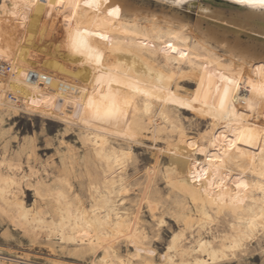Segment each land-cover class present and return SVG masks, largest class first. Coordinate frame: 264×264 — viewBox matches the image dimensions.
<instances>
[{"label":"snow or ice","instance_id":"1","mask_svg":"<svg viewBox=\"0 0 264 264\" xmlns=\"http://www.w3.org/2000/svg\"><path fill=\"white\" fill-rule=\"evenodd\" d=\"M41 2L33 0V6L38 7ZM86 3L95 9L88 16H82L80 0H57L55 5L48 4L41 10L49 12L48 20L57 17L52 25L53 40L69 56L80 59L85 70L75 81L80 88L66 92L68 99L40 92L23 106L0 107V131L3 132L0 151L7 157L11 148L19 146L23 149L19 152L21 160L28 155L31 165L33 156L42 158L57 147V142L63 143L62 137L76 125L82 108L95 110L89 120L82 122L91 126L98 124L101 134H107L114 127L124 151L108 156L103 151L97 152L101 160H107L108 168L103 189L92 186L91 190L103 191L104 195L92 210L97 219L86 225L87 230L76 228L72 235H67L63 228L53 224L41 228L40 235H36L35 230H28L15 217L7 213L0 215V264H50L40 257L54 249L59 253L61 247L65 255L78 257L80 253L71 250L76 244H90V251L70 264H177L178 260L179 264H185V258L187 264H264V196L259 195L264 194V87L257 92L254 86L256 81L264 82V49L256 52L233 38L228 37L221 43L224 37L205 34L202 36V41L207 42L205 50L214 42L216 48L203 59L193 57L184 48L173 46L193 28L192 22L170 12H129L120 0L111 3L86 0ZM236 3L264 14V0H236ZM155 4L157 9L178 10L184 6V0H155ZM16 7L15 3L8 4L5 0L0 10L7 16L8 9ZM211 11L205 9L206 13ZM134 14H146L154 26H159L161 35L174 38L173 43L161 41L159 52L169 57L166 62L161 61L162 70L158 74L147 72L160 81L167 79L169 87L134 83L126 74H113L109 69V85L120 80L124 83L115 91L111 87L105 91L104 77L97 73L104 71L102 59L108 53L91 47L89 38L110 45V37L105 32L108 21H112L110 26L115 29L116 19ZM243 28L245 24H238V30ZM66 34L68 41H65ZM142 47L152 49L153 44ZM112 51L119 57V47ZM189 65L192 69L189 74H176L179 68ZM169 66L175 70L171 75H167ZM133 68L137 66L134 64ZM137 70H143V66ZM0 79L6 77L0 76ZM172 85L177 86L175 93L171 92ZM242 88L251 90V96L247 91L242 94ZM127 89H132V94ZM81 92L83 97L75 99ZM73 106L76 112L69 120L65 113L71 112ZM209 117L213 121L211 125ZM177 134L181 137L177 152L156 143L169 135L175 140ZM201 144L205 146L200 147ZM196 153L208 160L205 162ZM56 155L54 152L48 158L45 169L53 167ZM158 157H161L160 163L154 164ZM164 163L169 165L167 170L163 168ZM5 166H10L7 160ZM257 167L262 179L259 184L249 183L247 174ZM141 169H146L149 176L159 169L169 181L174 175H180L185 199L173 204L163 198L157 200L150 192L142 195L143 185L133 187L125 179L130 173L143 175ZM117 174L119 183L115 179ZM32 175L37 181L44 178L37 171ZM109 175L113 177L110 185ZM61 184L67 182L61 181ZM171 186L174 185H168ZM70 189L68 184L64 190L51 192L46 198L60 204ZM250 195L257 198L249 200ZM177 241L185 243L178 246ZM37 246L41 251L35 257L20 255L34 252ZM101 251L102 257L98 255ZM51 264L68 262L53 258Z\"/></svg>","mask_w":264,"mask_h":264},{"label":"bare ground","instance_id":"2","mask_svg":"<svg viewBox=\"0 0 264 264\" xmlns=\"http://www.w3.org/2000/svg\"><path fill=\"white\" fill-rule=\"evenodd\" d=\"M147 1L150 0H120L126 11L156 10L162 14L170 12L172 15H178L182 19L192 22L194 26L192 29L187 30V33L182 38L173 43L174 38L161 35L159 26H154L146 14L122 16L116 19L115 29L110 26L112 21H108L109 26L105 28V32L110 37V45H105L102 41L97 42L95 38H89L91 47L94 48L93 44H96L98 49L108 53L102 59L103 69L106 74L103 76L105 91L109 87L115 91L124 83L123 80L113 85L107 83L109 69L113 74L118 73L120 76L127 75L124 70L119 69L118 58L124 55L121 50L134 53L146 63L153 65L158 61L156 58L157 53L159 52L161 41H164L165 43H173L174 47L184 48L193 57L200 56L203 59L210 51L216 48V43L214 42L211 43L207 51L205 50L207 42L202 41V36L205 34L211 35L213 38L216 36L224 37V41H220L221 43L225 42L228 37L233 38L256 52L264 49V26H262L264 25V14L259 9L240 5L236 3V0H184L186 8L190 9L194 6L196 8L195 11L197 10L198 15L192 18L189 14L183 12L182 9L172 10L164 9L163 7L157 9L156 4L155 7H151ZM4 2L5 0H0V5L4 4ZM80 2L82 5V16H88L95 11V9L87 7L86 0H80ZM87 2H91V0H87ZM109 2L111 3L112 0H109ZM7 3H15L17 7L14 9L9 8L7 16L0 10V54H3V59L0 60V69L6 74V79H0V104L18 105L16 103L20 98L22 102L19 106H23L26 100L31 101L40 92L68 99L69 96L66 95V92H70L73 88H80V85L75 83L71 75L74 74L80 78L85 70L81 67L80 59L69 56L65 50L59 47V42L53 40L52 25L57 17L53 16L51 20H48L49 12L41 11L48 4L55 5L57 0H43V2L39 3L38 7L33 6V0H7ZM113 6L116 5L113 4ZM205 9H211L212 11L206 13ZM50 11L53 10L50 9ZM41 15L44 16L43 20L40 19ZM59 18L63 20V16ZM46 20H48L47 33L45 32ZM240 23L245 24V28L238 30V24ZM72 28L75 30L76 25L73 24ZM65 33H67L66 28ZM69 39L66 34L65 41ZM146 43L153 44V48L142 47ZM117 47L120 49L119 57L112 51ZM159 57L160 62H166L169 58L162 52H159ZM3 65L8 66L7 70L4 69ZM159 67L162 70L161 64H159ZM200 67L203 69L204 65L201 64ZM173 71L175 70L169 66L167 75H171ZM191 71L192 69L189 65L179 68L176 74L179 75L180 72L189 74ZM49 73H55V75L50 76ZM206 76L207 73L205 74V78ZM129 78L134 83H138L132 77ZM39 79H41L43 86L36 84ZM46 79L53 81L46 83ZM254 86L257 92H259L264 87V82L256 81ZM126 91L129 95L132 94V89H127ZM240 91L242 94L247 91V95L249 96L252 94L251 90L242 88ZM82 97L83 93L81 92L75 99L79 100ZM160 100L163 105V99L160 98ZM84 103H87L86 99H84ZM209 103H211L210 100ZM80 111L81 115L76 117V125L74 127L79 129V140L81 145L84 146V152L82 154L77 153V150L74 149V151L71 146H68L67 164L51 179L43 178L37 181L32 172H39L38 168L27 163V169L25 170L21 164L13 163L5 155L0 157V215L7 213L8 216L15 217L21 225L27 226L28 230H35L36 235H40L39 230L41 228H47L53 224L63 228L67 235H72L73 230L76 228H79L80 231L87 230L86 225L93 223L97 219V216L92 215V210L96 208L97 203L104 195L103 191L96 192L91 190L92 186L95 184L103 189L105 172L108 168L107 160H101L97 152L103 151L105 156H108L124 151L121 141L116 135L117 130L114 127L109 128L107 134H101L102 129L98 124L91 126L82 122L89 120L95 113V110L82 108ZM75 112L76 108L73 106L71 112L65 113L67 119H73ZM207 131H210V128ZM166 139H171V135L164 140ZM204 146L203 144L200 145V147ZM6 160L10 166H5ZM75 166H81L87 178L86 202H84L78 193L72 191V185L71 189L67 192V198L60 204H56L54 200L46 198L51 192L62 191L67 188L68 184H71L69 175L73 172ZM44 171L46 177H48L47 171ZM259 171L260 169L257 167L254 172L247 174L249 183L259 184L262 179L258 174ZM115 179L119 183V174H117ZM125 179L129 182L127 176ZM112 180L113 177L109 175L107 177L109 185ZM61 181H66L67 184H61ZM23 184L27 189L33 191L34 200L29 205L23 199L25 193ZM53 184L57 186L53 187ZM37 193H39V196ZM259 195L264 196V194ZM256 198L251 195L249 196V200ZM182 200L184 199H177L176 203ZM93 234H96L95 229L93 230ZM184 243L183 241H177L178 246ZM48 247L51 248L52 245H48ZM90 247V244L74 245L71 250L74 252L78 251L80 256H70V258L73 260L82 259L88 254ZM60 250L64 252L62 247ZM27 255L25 253L22 256ZM57 255L58 253L55 249L48 254L47 260L50 261V264L53 258H57ZM98 255L102 257L104 253L101 251ZM177 264H179V260ZM185 264H187L186 258Z\"/></svg>","mask_w":264,"mask_h":264},{"label":"rangeland","instance_id":"3","mask_svg":"<svg viewBox=\"0 0 264 264\" xmlns=\"http://www.w3.org/2000/svg\"><path fill=\"white\" fill-rule=\"evenodd\" d=\"M153 2H155V0L147 1L148 5H150L151 7H155V3H153ZM180 9H182L183 12L189 14L192 18H194L195 16L198 15L197 10L195 11L196 8L194 6L191 7L190 9H188L185 7V4H184V6ZM93 45H94V48H97L96 44H93ZM121 52L124 55H122V57L118 58L119 69L122 71L124 70L129 77H132L133 79H135L139 84H147L150 86L161 85L165 88L169 87L167 79L160 81L155 76L147 75V72L149 70H151L157 74L161 71V68L159 67V64H161L160 60L156 61V63L153 64L154 65L153 66L151 64L146 63L143 59H141L138 55H136L134 53H131L127 50H121ZM124 57H126L127 59L125 60ZM134 64L137 66V68H140V66H143V70L138 71L137 68H133ZM83 75H84V72H83L82 76ZM97 75L98 76H105L106 74L103 71V72L97 73ZM0 76L6 77V74L2 69H0ZM89 76H91L90 72H89ZM71 78L74 81H76L78 79V77L75 75L71 76ZM52 81L53 80L49 81V83H51ZM36 84L38 86H43L41 79H39ZM176 90H177V86L172 85L171 92L175 93ZM213 92H215V88L213 89ZM10 94H12V93H10ZM13 96H15V95L13 94ZM160 98L164 99L163 96H161ZM21 102L22 101L19 98L17 100L16 104L20 105ZM4 106L5 105L0 104V107H4ZM53 115H56L55 112H53ZM226 119H227V117H225V120ZM222 122H224V121H222ZM13 123H15V121ZM57 123H60V122H57ZM212 123H213V121L209 117V125H211ZM65 127H67V126H65ZM206 130H208V129H206ZM17 131H19V129ZM2 137H3V132L0 131V138H2ZM180 139H181L180 135L177 134L175 140H173L172 138L166 139V140H158V141H156V143L161 144L164 149H170L172 152H177V151H179V147H180L177 142ZM62 140H63L62 144L60 142H57V147L53 148L52 151L47 152V155L43 156L42 158L39 156H33L32 157L31 166L38 168L39 172L42 174V176L45 179L46 178L51 179L54 175H56L58 172H60L63 167H65V164H67L68 154H69L68 153L69 152L68 146H71L73 148V150L74 149L77 150V153L82 154L84 152V146H82L80 143L79 129L77 127L71 128L65 134V136L62 137ZM61 149H62V151H60ZM20 151H23V149L19 146L16 148H11L8 155H7V158L11 159L12 162H14V163L21 164L22 167L26 170L27 169V163L29 164V158L27 157V155H24L22 160H21V157L19 155ZM189 151H191V150L189 149ZM54 152H56L57 155H56V159L53 163V167L50 169H45L44 164H47L48 158L51 157ZM3 155H4V152L0 151V157ZM195 155H200L205 162L208 160V157L202 156L201 153H196ZM163 159H166V157H164ZM160 160H161V157H158L157 160L153 161V163L159 164ZM168 167H169V165L167 163L163 164V168L165 170H167ZM44 170L47 171L48 177H46V173ZM141 172L144 174L143 175H141V174L133 175L130 173L127 175V178L129 180L128 183H130L133 187H136L138 185H143V189L141 192L142 195H146L150 192L151 195H153L157 199L163 198L166 201L170 200L173 204L176 203L177 199H185L186 192L183 188L182 177L180 175H174L173 180L169 181V180H167L166 177H164L163 175L160 174L159 169L157 170V172L153 173L151 176H149L146 173V169H141ZM133 173H135V169H133ZM69 180H70L71 185H72V191L75 193H78L83 198L84 202H86L87 178H86V175L83 171V168L81 166H75V168L73 169V172H71V174L69 175ZM169 184H173L174 186L168 187ZM163 188H167V190L162 191ZM23 189L25 192L23 195V199H24L25 203L27 202V205H29L34 200L33 191L30 189H27V187L24 184H23ZM188 198L190 199V197H188ZM40 251H41L40 246H37V248L34 252L30 251L29 253H26V255L31 254L33 257H35L36 254L39 253ZM24 254L25 253H23L22 255H24ZM47 257H48V254H46L40 258H42V259L46 258L47 259ZM57 258L63 259L66 262H70L73 260L72 258H70V256L65 255L64 252H62L61 250L59 251Z\"/></svg>","mask_w":264,"mask_h":264},{"label":"crops","instance_id":"4","mask_svg":"<svg viewBox=\"0 0 264 264\" xmlns=\"http://www.w3.org/2000/svg\"><path fill=\"white\" fill-rule=\"evenodd\" d=\"M74 74H72L71 76H73Z\"/></svg>","mask_w":264,"mask_h":264}]
</instances>
